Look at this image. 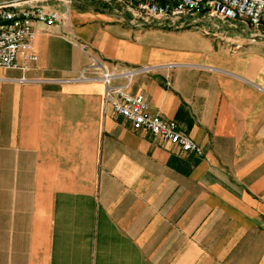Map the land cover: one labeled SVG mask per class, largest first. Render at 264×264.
Listing matches in <instances>:
<instances>
[{
    "label": "crops",
    "instance_id": "1",
    "mask_svg": "<svg viewBox=\"0 0 264 264\" xmlns=\"http://www.w3.org/2000/svg\"><path fill=\"white\" fill-rule=\"evenodd\" d=\"M86 20L39 25L37 62L0 68V264H264V41ZM93 58L149 69L114 85L204 155L105 108Z\"/></svg>",
    "mask_w": 264,
    "mask_h": 264
},
{
    "label": "built area",
    "instance_id": "2",
    "mask_svg": "<svg viewBox=\"0 0 264 264\" xmlns=\"http://www.w3.org/2000/svg\"><path fill=\"white\" fill-rule=\"evenodd\" d=\"M55 0H0V68L28 69L37 62L34 42L39 33V25L53 28L67 19L56 10H47L41 2ZM69 8L76 0H64ZM100 4L128 9L137 16L161 21L197 20L200 17L217 19L222 22H239L255 30H264V0H91ZM88 53L89 47L80 44ZM149 69H133L116 74L100 60L93 58V64L86 68L80 80H90L86 73H100L106 92L105 108L111 107L114 113L124 119L134 131L146 132L177 146L184 152L203 156L204 152L187 135L183 134L176 122L166 121L149 112V103L143 95H133L127 87L134 76ZM123 78L128 85L118 87L114 81Z\"/></svg>",
    "mask_w": 264,
    "mask_h": 264
},
{
    "label": "rangeland",
    "instance_id": "3",
    "mask_svg": "<svg viewBox=\"0 0 264 264\" xmlns=\"http://www.w3.org/2000/svg\"><path fill=\"white\" fill-rule=\"evenodd\" d=\"M46 6L49 10H57L60 13H66L68 17L72 16L76 23L86 20L77 14L83 13H101L109 17V21L86 20L84 24L91 29L101 26L106 28V25L113 26L111 29L113 33H117L118 28L132 30V31H153V30H188L189 32H200L205 37L214 38H240L251 39L252 41L263 42L264 30H255L251 27L240 24L239 22H222L217 19L200 17L197 20H172L160 21L158 19H146L137 16L135 13L128 11V9L117 6L116 4L104 5L91 0H76L74 4L69 6L62 2H47ZM110 30V29H109ZM263 43L259 44L258 49L263 50Z\"/></svg>",
    "mask_w": 264,
    "mask_h": 264
}]
</instances>
